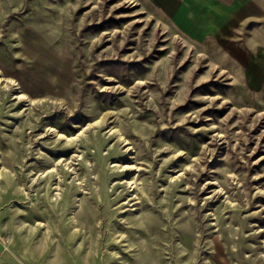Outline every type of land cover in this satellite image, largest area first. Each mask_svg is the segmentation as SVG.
<instances>
[{"label":"rangeland","instance_id":"obj_1","mask_svg":"<svg viewBox=\"0 0 264 264\" xmlns=\"http://www.w3.org/2000/svg\"><path fill=\"white\" fill-rule=\"evenodd\" d=\"M232 4L0 0V261L264 264L263 33Z\"/></svg>","mask_w":264,"mask_h":264},{"label":"crops","instance_id":"obj_2","mask_svg":"<svg viewBox=\"0 0 264 264\" xmlns=\"http://www.w3.org/2000/svg\"><path fill=\"white\" fill-rule=\"evenodd\" d=\"M232 15L227 20H237L240 24L244 21H248L251 28L254 29L255 34L263 33L262 44L258 45V52L254 57H259V67L264 65V0H233ZM230 11L228 10L227 13ZM220 15V14H219ZM3 243L0 241V251L4 250ZM5 261V262H3ZM0 264H17L14 262L10 254L5 256L4 260L0 261Z\"/></svg>","mask_w":264,"mask_h":264},{"label":"built area","instance_id":"obj_3","mask_svg":"<svg viewBox=\"0 0 264 264\" xmlns=\"http://www.w3.org/2000/svg\"><path fill=\"white\" fill-rule=\"evenodd\" d=\"M0 257H1V255H0Z\"/></svg>","mask_w":264,"mask_h":264}]
</instances>
